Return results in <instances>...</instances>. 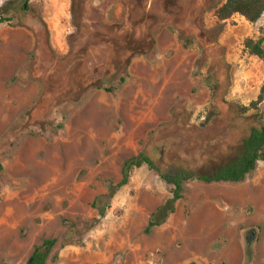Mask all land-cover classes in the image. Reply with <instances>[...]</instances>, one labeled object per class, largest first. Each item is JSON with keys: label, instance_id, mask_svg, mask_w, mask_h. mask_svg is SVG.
<instances>
[{"label": "rangeland", "instance_id": "rangeland-1", "mask_svg": "<svg viewBox=\"0 0 264 264\" xmlns=\"http://www.w3.org/2000/svg\"><path fill=\"white\" fill-rule=\"evenodd\" d=\"M224 1L31 0L50 35L38 49L34 13L0 24V264H26L47 238V264H264V161L239 182L185 181L149 233L172 185L146 165L104 217L91 205L131 156L212 173L264 125V58L244 48L264 39V14L220 21ZM108 35L144 54L113 93L86 89L96 64L105 82L123 73Z\"/></svg>", "mask_w": 264, "mask_h": 264}, {"label": "trees", "instance_id": "trees-1", "mask_svg": "<svg viewBox=\"0 0 264 264\" xmlns=\"http://www.w3.org/2000/svg\"><path fill=\"white\" fill-rule=\"evenodd\" d=\"M32 13L36 16L34 17ZM234 14H239L249 22L255 23L264 14V0H225L215 10V15L220 21H224ZM31 15L34 18L31 17ZM27 16H30L33 22H38L43 27L42 31L35 32L37 41L36 49L39 47V39L42 34H44L46 41L49 43V30L45 21L36 13L31 0H9L0 6V24L3 22H11L16 19L20 21ZM123 39L118 41L109 35L104 39L107 44L117 47L115 50L118 51L117 54L120 61H122L123 57V73L119 75L117 80H109L105 82L101 77H98L99 72L97 68L99 66L96 64L88 82L84 84L86 89L93 87L95 89H104L107 92L113 93L125 82L128 74L126 69L132 58L137 54H144L145 50L143 51L137 46V44L128 41L126 36L123 37ZM185 46L187 47V44H185ZM244 48L247 49L250 54L256 55L262 59L264 58V39L262 37L257 39L246 38L244 40ZM35 56L36 53H33L32 57L35 58ZM263 95L264 84L257 101H260L263 98ZM59 127H62V125H59ZM241 145L242 150L235 158L227 163L217 166L212 173L196 172L181 165H172L170 168H166L158 165L148 154L140 152L123 161L120 180L118 182L110 181L107 191L104 194L97 195L91 205L96 209L98 219L104 217L107 209L111 206V200L115 193L128 183L131 172L135 168L146 165L149 169L154 170L163 180H165V182L172 185L171 197L167 198L163 204L158 206L148 220L145 232L149 233L152 227L164 223L168 215L175 211V203L182 198V192L184 190L183 183L185 181L197 179L206 183L239 182L242 181L248 173L254 171L258 162L264 161V125L250 128L246 136L243 138ZM70 240H79L74 234L73 228L69 229V232L64 236L62 244L65 245ZM56 241L55 238L44 239L41 244L33 248L26 264H47V258L51 249L56 244Z\"/></svg>", "mask_w": 264, "mask_h": 264}, {"label": "crops", "instance_id": "crops-1", "mask_svg": "<svg viewBox=\"0 0 264 264\" xmlns=\"http://www.w3.org/2000/svg\"><path fill=\"white\" fill-rule=\"evenodd\" d=\"M260 20V19H259Z\"/></svg>", "mask_w": 264, "mask_h": 264}]
</instances>
